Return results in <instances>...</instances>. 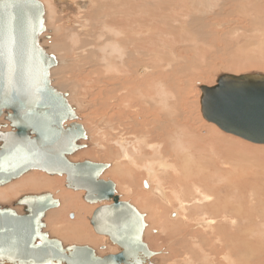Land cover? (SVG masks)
Masks as SVG:
<instances>
[{
  "label": "rangeland",
  "instance_id": "1",
  "mask_svg": "<svg viewBox=\"0 0 264 264\" xmlns=\"http://www.w3.org/2000/svg\"><path fill=\"white\" fill-rule=\"evenodd\" d=\"M40 1H42L46 9L45 25L47 32L42 34L45 39L43 46L47 48L49 54L54 55L57 61L61 62L51 70L52 85L61 93L67 94L70 105L76 109V114L79 118L78 122L84 126L90 136V142L88 140L81 142V144L89 143V145H87V147L84 149H81V151H78L69 160L77 163L89 160L91 162L106 163L111 165V167L105 171L104 175H102L101 179L112 180L117 186L116 189L120 194L119 196L121 200L130 202L140 211L141 214L145 216L146 224L150 225L147 226L145 230L144 241L148 244V246H150V250L157 253V256L154 258L156 264H171L170 261L167 260L168 257H166L168 256V253H171V244L165 243V234L161 232L159 226H156V215L151 217L153 220L152 222L150 220V209H145V207H143L140 203V198L143 196L140 192L141 190H144L142 183L146 178V174H144V171L141 168L133 167V165L129 163V167L123 166L120 168L122 172H118L123 178L122 181H119L117 176L112 175V170L116 166L118 167L119 165L124 164L123 160H120V158L117 157V154L120 155V149L117 147V142L124 139L125 143L128 142L127 145L130 146L132 144L131 146L134 147L130 149V156L137 160L139 166H144L141 164H145V161L147 164V162H149L147 160L153 159L155 162L158 161L157 158L159 159V157L156 151L157 148L155 147L153 149L147 147L152 143H157L156 140L158 138L156 137L162 135L165 137L167 143H169L168 145L171 144V148L173 143L179 141L178 147H186V149H188V153H209L210 155H213V153H210L212 151V147L210 146L211 144H203L201 138H205V140H207L208 138H206V136L208 135L209 129L215 128L220 137L224 136L233 142L232 145L235 146V151H241L245 155L251 156L252 159L253 157L262 159L264 157V153L259 151L264 150V145L253 144L234 135L226 133L224 134V132L216 125L211 124L204 119L201 113L202 91L200 86L216 85L217 78L221 74L242 75L244 73L247 74L262 72V74H264V0H232V2H229V0H81V3H83V8L81 9L82 11H80V14H75L73 10L77 4L76 0H65V3H63L61 6L63 9H66H64L61 14H57V11L60 10L58 7V1ZM100 1L103 2V4H101ZM103 5L108 6V12H112L113 7L116 8L117 18L119 21H138V25L142 22H144L143 24H147L149 21L154 22V42L157 43H154V47L157 48L155 49L153 47V49L154 53L158 52L157 58L154 55V58L152 57L150 59V63L146 64L145 61L142 59L140 60V58H138L137 54L135 53L137 49L139 50L140 43L143 42L144 36H147L148 34L143 35V38L139 40L137 44L128 45V50L132 54L126 55V66L120 69L122 70L121 72H124V75H121L122 73H120L119 76H124L127 81H131L132 79L135 81V78H138L139 80L142 78L141 80L144 79V81L142 83H136V88H134L132 82H129L132 83V85L129 84L124 87V90L127 89V91H124L123 93V97L126 98V100L120 93L122 89H106V76H109L110 73L111 75L118 76V72L116 69H111L109 73L105 67V62L100 50L102 45L105 43V40L99 36H92V34L87 35L88 32H94L97 34L98 27H100L102 33H106L102 30L103 21H105L102 18L103 11L101 12V15L99 14L101 11L100 6L102 8ZM158 5L159 8L157 7ZM218 7L220 8L218 9ZM157 10L159 13L156 12ZM125 12H127V14ZM216 15L217 17H215ZM180 22H182V24ZM84 28L86 31H89L86 32ZM143 31L146 32L149 31V29H143ZM156 31L158 33H156ZM143 53L144 52H142V54ZM93 58H95V60ZM114 64L119 65L120 63L117 61L114 62ZM155 68L164 71L167 76H165L164 73L160 71V73L156 74V79H154L153 82L148 81L149 78L145 80L147 75L151 73L153 69L155 70ZM145 69L150 70V72L146 71ZM102 84H104V87ZM100 90H106V93L99 95L101 92ZM149 90L152 91V93ZM97 97H99V99ZM114 98H119V103L114 102ZM131 102L135 103L137 108H135ZM128 103L131 105H128ZM149 105L153 108H156L154 110L152 109L155 111V113H160L161 115H170L175 113L173 116L167 118L169 120L168 124L171 128L168 131V134L176 131L175 135L167 136V134H165V132L159 128L152 129L151 131L144 129L142 130L140 128L142 131H139L140 129L132 127L135 120L140 122L137 119L142 118V116L140 117L138 115V108L141 110L142 106L149 107ZM152 110L150 111L152 112ZM116 111L119 113L117 114ZM139 113L143 115V118L146 117V115H144L142 112ZM148 113L149 111L147 112V115ZM5 114L6 113H4L3 116H5ZM128 116L129 118H127ZM132 117H134L135 120ZM166 117L167 116H165V118ZM187 122L189 125H191L189 128H187ZM70 123L71 122L69 121L66 124L70 125ZM0 124H5L8 126V128L3 127L1 129L2 132L11 130L9 122L5 120V117L0 118ZM169 126H167V128H169ZM188 137L192 138L191 144L183 142V140H186ZM194 138L198 139L194 140ZM181 139L183 140L181 141ZM143 140L144 142L141 143ZM196 140L200 142V144L202 142L203 145L201 144L200 146ZM191 145L193 147L196 146L194 148L196 150L192 149L193 147ZM136 146L138 147L136 148ZM202 146H204V148ZM205 148L207 150H205ZM132 149L134 152L136 151L137 154L136 152L134 153ZM215 158L216 157L213 156V159ZM223 162L227 161L222 160V163ZM235 163H237V166L238 164L241 165L240 160L235 159ZM125 173L128 175L126 176ZM159 173L165 174L163 171H159ZM31 174H37V176L43 174L45 175V178L54 180L52 182L54 188L35 190L39 189V183L42 181L41 178L36 176V178L31 181L32 185L28 188V190L34 191H25L20 194L16 193L17 195L14 194V196L17 197L10 202L18 200L23 194L26 193L38 194L42 191H49L53 193L57 199L61 200V206L51 210L49 212L50 214H47L45 219L47 231L52 233L63 243H68L67 245H90L97 249L100 255L119 253L118 247L113 246L110 243V245L105 244L102 239L103 236L96 234L92 225L89 223V219L93 215V212L97 206L90 205L84 201L85 193L83 191H74L72 189H68L66 187L65 176H50L45 172L41 171L40 173L38 170H33L20 179L0 187V189L6 188ZM124 176L130 180H133L131 183V189L136 191L135 194H127L126 184L124 185ZM165 180L166 183L169 184V186H166L167 184H165V187H170V183H172L173 180L170 177L166 178ZM126 181L129 182L128 180ZM255 181V189L258 190V197L260 199L253 201V206L252 204H249V206L246 205V209H249V212H240L244 214L243 216H247L244 222L241 221V219H238V223L235 224V230H233V232L229 231L228 233H220L217 231L219 234L216 235L215 232L207 231V234H209L216 243H212L213 246H210L211 243H207L208 245L206 244V246H209L208 252L210 251V255L206 253L208 255V257H206L207 259L205 256L200 257L201 260L199 259V264H264V218H262L264 217V179L258 178L255 179ZM33 184L35 186H33ZM18 189L21 190L22 187H19ZM169 189L170 188H168V190ZM172 189L176 188L172 187ZM1 194L3 193L0 191V195ZM9 194L10 196H13L11 192ZM247 194L248 193L246 192L242 193L241 196H235V204L240 201L250 202L249 198L251 197H248ZM154 196L160 200L159 196ZM152 197L153 196H151V198ZM66 200L68 202L75 201L76 206H74L71 210H64L65 212L63 216L65 217L61 216V222L58 221V226H60L59 229H63L64 227L66 232L71 233L68 235L69 237L64 239V237L55 231L57 224H55L56 222H52V214L54 211L62 209L67 202ZM8 203V201H5V205ZM150 204L151 206L155 207L153 213L158 214L160 210L162 211L165 220L163 223L166 226H169V222H173L172 220L175 219V217H172L171 214L173 209L170 207L168 208L167 205H164V201L151 199ZM80 207L84 208L82 209L83 212H81ZM156 208H158V212H156ZM170 214L171 216H169ZM79 220H81V222L76 223V227L73 225H68L72 222H79ZM194 222L196 223L195 220L193 221V224H195ZM220 234H223V236ZM159 236L164 239L156 246L154 242L155 239L153 238H159ZM217 236L221 237L217 238ZM82 237L88 238L90 241L78 242V240ZM216 239H220L221 243ZM230 239L233 241L231 242ZM222 242L226 248L220 247V245L223 244ZM159 244L162 246H159ZM103 247L106 248L103 249ZM213 249L214 251L212 252L211 250ZM221 249L223 250L221 251ZM178 256L180 257L182 255ZM226 256H228V258Z\"/></svg>",
  "mask_w": 264,
  "mask_h": 264
},
{
  "label": "water",
  "instance_id": "2",
  "mask_svg": "<svg viewBox=\"0 0 264 264\" xmlns=\"http://www.w3.org/2000/svg\"><path fill=\"white\" fill-rule=\"evenodd\" d=\"M45 14L40 0H0V116L7 112L12 127L0 132V186L33 170L67 176V188L85 191L88 203H103L91 223L119 253L100 255L90 245L65 246L51 237L45 219L61 200L50 192L29 193L13 207L0 205V264H152L157 253L144 242V215L120 200L112 180L101 179L111 165L69 160L87 133L72 123L78 117L67 95L52 86L57 59L41 45ZM202 90L207 121L264 144V74H223L215 86Z\"/></svg>",
  "mask_w": 264,
  "mask_h": 264
},
{
  "label": "bare ground",
  "instance_id": "3",
  "mask_svg": "<svg viewBox=\"0 0 264 264\" xmlns=\"http://www.w3.org/2000/svg\"><path fill=\"white\" fill-rule=\"evenodd\" d=\"M76 1H77L76 7H74L73 10H74L75 14L76 13L80 14L81 13L80 11H82L81 9L83 8V6H82L83 3H81V0H76ZM160 1H162V0H160ZM229 2H232V0H229ZM63 3H65V0H59L58 7H59L60 10L57 11V14H61L64 11V9H66V8L63 9V7L61 6ZM100 3L103 4V2H101V1H100ZM218 6H219V4H218ZM157 7L159 8V5ZM107 8H108V6H104L103 5L102 8L100 6L101 11L99 13L101 15V12L103 11L102 12L103 13L102 18L105 21H103V29L102 30L105 31L106 33H102V31L100 30V27L97 28V30H98L97 34H95L94 32L89 33L88 32L89 30L86 31L85 28H84V30L86 32H88L87 35L92 34V36L93 35L95 37L99 36L100 38H103L105 40V43L100 48V50L102 52L103 60L105 62V67H106V69L108 70L109 73H110L111 69H113V70L116 69V71L118 72V76L117 75H111V73H110L109 76H106V80H105V82L107 83L106 89L109 90V88H120V89H122L120 93H121V95L123 97L124 96L123 95L124 91L125 92L127 91V89L124 90V87L126 85H129V84L132 85V83H133L134 88H136L137 87L135 85L136 83H138V82L142 83L144 81V79L141 80L142 78L140 80L138 78H137L138 80L135 78V81L133 79L131 81H127L124 76H121V75H124V72H121L122 70H120V69L122 67L126 66V64H125L126 55H131L132 54L128 50V45L137 44L138 41L143 38V35L148 34L147 36H144L143 42L140 43L139 50L137 49L135 51V53L137 54L138 58H140V60L141 59L144 60L146 64L150 63V59L152 57L154 58V55H155L156 58L158 57V52L154 53V49H153V47L155 46L154 43H156V42H154V30H155L153 28L154 27V25H153L154 22L153 21H149V22H147V24H143L144 22H142V23H140L138 25V21H126V22L119 21L118 18H117V10H116V8L113 7L112 12H108ZM219 8L220 7H218V9ZM98 11H99V9H98ZM151 12H152V10H151ZM156 12H158V10ZM119 13H121V12H119ZM125 13L127 14V12H125ZM209 14H212V13H209ZM215 17H217V15ZM184 18H186V17H184ZM173 20H177V19H173ZM182 22H180V23L182 24ZM195 24H198V23H195ZM201 24H202V22H201ZM182 27H183V25H182ZM143 29H147V30L149 29V31L144 32ZM45 32H47V30ZM156 33H158V32L156 31ZM40 39H41V45L43 46V42L45 40L44 36L41 35ZM157 40H159V39H157ZM164 41H165V39H164ZM149 43H150V45H149ZM44 48L47 50L46 47H44ZM186 49H187V46H186ZM147 50L150 51V52H148ZM47 52H48V50H47ZM142 52H144V53L142 54ZM140 55H141V57H140ZM144 57H146V58H144ZM95 58H93V59L95 60ZM117 61L120 63L119 65H115L114 64V62H117ZM58 63H61V62L57 61V64ZM147 69H148V67H147ZM147 69H145V70L150 72V70H147ZM153 70H152L151 73H149L147 75V78L145 80H147L149 78L148 81L153 82V80L156 79V74H158V73H160V71H162V70H159L158 68H155L154 71ZM136 72H137V68H136ZM162 72L164 73L165 76H167V74H165L164 71H162ZM120 73H122V74L119 76ZM221 75H223V74H221ZM220 76H218V78ZM129 82H132V83H129ZM216 83H217V81H216ZM102 85L104 87V84H102ZM203 86H200V89L202 91V95H203V90H202ZM207 87H212V86H207ZM130 88H129V90H130ZM150 90H151V88H150ZM105 91L106 90H102L99 95H102L103 93H106ZM114 91H116V90H114ZM150 92L152 93V91H150ZM145 93H147V92H145ZM65 95H67V94H65ZM96 95H98V94H96ZM143 95H144V93H143ZM202 95H201V97H202ZM105 96H107V95H105ZM97 98L99 99V97H97ZM106 98H108V97H106ZM118 99L114 98L113 100H115L114 102H118L119 103ZM124 99L126 100V98H124ZM67 100H68V96H67ZM105 103H106V101H105ZM131 103L133 104V106L135 108H137L135 103H133V102H131ZM123 104H125V103H123ZM128 105H131V104L128 103ZM71 107H73V106H71ZM129 107H131V106H129ZM122 108H121V110H122ZM135 108H134V110H135ZM152 109L154 110L156 108H153L150 105H149V107L142 106L141 110L138 108V115L140 117L142 116V118L137 119L138 121H140V122H137L135 120V118L132 117L135 120V122L132 125V127H135V128H138V129L141 128L142 130L144 129V130H148V131H151L152 129H155V128H159L160 130H163L165 132V134H167V136L168 135H175L176 131H173L172 133L168 134V131L171 128H170V126L168 124L169 120L167 119L170 116H173L175 113H172L170 115L169 114L161 115L160 113H155V111H153ZM150 110H152V112H154V113H152ZM123 111H125V110H123ZM127 111H126V113H127ZM148 111H149V113L147 115ZM139 112H142L144 115H146V117L143 118V115L141 113H139ZM75 113H76V109H75ZM118 113L119 112H117V114ZM201 113H202V103H201ZM202 115H203V113H202ZM103 116H105V115H103ZM114 116H115V113H114ZM165 116H167V117L165 118ZM183 116H184V114H183ZM1 117L2 118L5 117V120H6V118L8 117V113L6 112L5 116L2 115V116H0V118ZM110 118H111V116H110ZM127 118H129V116ZM185 118H186V116H185ZM78 121H79V118L74 120L72 123H79ZM7 122H9V121H7ZM188 122H189V120H188ZM188 122L186 123V125H188L187 128H189L191 126V125L188 124ZM207 122H209V121H207ZM209 123L214 124L212 122H209ZM100 124H102V123H100ZM104 124H105V122H104ZM214 125H216V124H214ZM0 126H1V129L3 127L8 128V126L5 125V124L4 125L0 124ZM9 126L11 128L10 131H12V127H11V123L10 122H9ZM167 126H169V128H167ZM116 127H117V125H116ZM128 127H131V126H128ZM218 128L220 129V127H218ZM98 129H99V127H98ZM141 129L139 131H142ZM104 130H105V128H104ZM178 130H180V129H178ZM215 130H216L215 128L209 129L208 135L206 136V138H208L207 140H205V138H201V141H203V144H207V145L209 143L211 144L210 146L212 147V151L210 149V151H211L210 153H213V155H210L209 153L201 154V153H194V152H190V151H189L190 153H188V149H186V147L185 148H182V147L179 148L178 147L179 141L173 143L172 148H171V146H170L171 144L168 145L169 143H167L165 137L162 135L164 138L162 136H157L156 138H158V139L157 140L155 139L157 143H152V144L148 145V147H147V148L150 147V148H153V149L155 147L157 148L156 151H157V155L159 157V159L157 158L158 161L155 162V161H153V159L152 160H147L149 162H147V164H146V161H145L146 165L145 164H141V165H144V166H139L137 160L134 157L130 156L131 155L130 149L134 147V146L133 147L131 146L132 144L130 146L127 145L128 142L125 143L124 139H122L121 141L117 142V147L120 149V152L118 151L120 153V155L117 154V157H119L120 160H123L124 164L122 163L123 165H119L118 167L116 166L112 170V175L117 176L119 181H122L123 178L121 177V175L118 172H122L120 170V168L123 167V166L129 167V165H128L129 163L132 164L133 167L141 168L144 171V174H146V178H145L144 182L142 183V185H143V189L144 190L145 189H148V190H145V191L141 190L140 193L143 196L140 198V203H141V205L143 207H145V209L146 208L150 209V211H151L150 220L152 222H153V220H152L151 217L156 215V218H157V220L155 221L156 226H159L160 229H161V232H163L165 234V238H166V242L165 243L171 244V246H172L171 253L170 254L168 253V256H166V257H168L167 260L170 261L171 264H199L198 263L199 259L201 260L200 257L205 256V258H206V257H208V255H210V253H209L210 251L208 252L209 246H206V244L207 243H211V244L212 243H216V242L213 241L214 239H212L210 237V235L207 234V231L215 232L216 235L219 234V233H217V231H219L220 233H228L229 231L233 232V230H235V224L238 223V219H241V221L244 222L245 218L247 216V215L243 216L244 214H242L240 212H243V213L246 212V211L249 212V209H246V205L249 206V204H252V206H253V201H255L256 199H260L258 197V194H259L258 190L255 189L256 184H254V183H256L255 179H258V178L259 179H264V157L262 159L253 157V159H252L251 156L245 155L241 151H235V146L232 145L233 142H231V140H228L224 136L220 137L219 133L217 132V130L216 131ZM220 130H222V129H220ZM10 131H6V132H10ZM85 131H86V129H85ZM117 131H118V129H117ZM184 131H185V129H184ZM184 131H182V132H184ZM0 132H2V131L0 130ZM6 132H3V133H6ZM104 132H106V131H104ZM119 132H121V131H119ZM223 132H224V134L226 133L225 131H223ZM86 133H87V138L85 140H81V141L78 142L79 146H81V149H84L85 147H87V145H89V143H87V144H83L82 143L81 144V142H83V141L85 142L86 140H88L90 142L89 133L87 131H86ZM118 134H120V133H118ZM226 134H228V133H226ZM121 135H122V133H121ZM146 135H147V133H146ZM185 137H187V136H185ZM238 138H240V137H238ZM191 139H192L191 137H188L186 140L185 139L184 140L181 139V141L183 140V142L191 144ZM195 139H198V138H194V140ZM105 140H106V138H105ZM243 140H245V139H243ZM108 141H109V139H108ZM142 142H144V140L141 141V143ZM196 142H198V141L196 140ZM248 142H250V141H248ZM158 143H160V144H158ZM251 143H253V142H251ZM198 144L201 146L202 142H201V144H200V142H198ZM253 144H255V143H253ZM199 145H197V146H199ZM258 145H264V144H258ZM186 146H187V144H186ZM137 147L138 146H136V148ZM195 147H193L192 149H194ZM202 147L204 148V146H202ZM236 148H239V147H236ZM81 149L79 151H81ZM194 150H196V149H194ZM205 150H207V149L205 148ZM132 151H133V149H132ZM198 151H200V150H198ZM201 151H202V149H201ZM259 152L264 153V150L263 151H259ZM136 154H137V152H136ZM74 155H72V156H74ZM72 156H70V158H72ZM213 156L216 157V158L213 159ZM235 159L240 160L241 161V165L238 164V166H237V163H235ZM170 160H172V161H170ZM222 160H226L227 162H223L222 163ZM38 171H40V170H38ZM159 171H163L165 174H160ZM40 173H41V171H40ZM125 174H126V176L128 175L127 173H125ZM36 176H37V174H31V175L26 176L25 178L21 179L20 181L12 184V185H10V186H8L6 188L0 189V191L3 193V194L0 195V202H1L0 205L13 207V204L17 201L16 200L14 202H10L11 200H13V199H15L17 197V196H14V194H16V193L20 194V193L25 192V191H34V190H28V188L32 185L31 181H33L36 178ZM44 176L45 175H43V174L37 176V177L41 178L42 181L39 183V186H38L39 189H35V190L53 189L54 188V185L52 184V182L54 180H50L48 178H45ZM126 176H124V185L126 184L127 194L128 195H130V193L131 194H135L136 191L131 189L132 188L131 187V183L133 182V180L128 179ZM131 176H132V174H131ZM167 176L170 177L173 180V182L170 183L171 184L170 187H168V188L171 189V190L169 189L170 191L168 190L167 187H165V184H167L166 180H165L166 178H168ZM65 177H66V186H67V176H65ZM159 177L161 178V180H160ZM125 179L128 180L130 183L127 182ZM222 181H224V182H222ZM33 186H35V185L33 184ZM166 186H169V184H167ZM171 186L176 188V189H172ZM0 187H2V186H0ZM19 187H22V189L21 190L18 189ZM10 192H11V194H13V196H10V194H9ZM47 192H49V191H42V192H39L38 194L47 193ZM83 192L85 193V191H83ZM246 192L248 193L247 194L248 197H251V198H249L250 202H246V201L242 202V201H240L237 204H235V196H238V195L241 196L242 193H246ZM26 194H29V193H26ZM30 194H37V193H30ZM153 194L156 195V196H159L160 200L157 199V197H155ZM23 195H25V194H23ZM116 195L117 196L120 195L118 193L117 189H116ZM85 196H86V193L84 194V201L86 203H88L85 200ZM151 196H153L154 198L153 197L151 198ZM119 198H120V196H119ZM151 199H155V200H158V201L162 200V201H164V205H167L168 208L170 207L171 209H173L171 214H172V217H175V219L172 220L173 222H169L170 223L169 226H166L163 223V221H165V220H164V216H163L161 210L159 211L158 214L157 213H153L155 207L151 206V204H150ZM120 200H121V198H120ZM5 201H8L9 203L5 205ZM123 202H126V201H123ZM156 203H159V202H156ZM75 204H76L75 201H73V202H68L67 201L65 206L62 209H60L58 211H54L53 214H52L53 215L52 222L53 223L56 222L55 224H57V228H56L55 231L59 235L64 237V239L66 237H69L68 235L71 234V233L66 232L64 227H63V229L62 228L59 229L60 226H58V224H59L58 221L61 220V216L64 215V212L67 211V210L73 209V207L76 206ZM88 204L96 205L97 208H99V206H101L103 203H99V204L88 203ZM262 205H263V203H262ZM77 208H78V206H77ZM250 208H251V205H250ZM16 209L19 212L23 213L21 207H17ZM82 209H84V208L80 207L81 212H83ZM157 209L158 208H156V210ZM156 212H158V210ZM171 214L169 216H171ZM92 216L89 219V223L91 225H92V223H91ZM63 217H65V216H63ZM262 218H264V217H262ZM144 219H145V216H144ZM194 220L196 221V223L194 222L195 224H193ZM80 222H81V220H79V222L78 221L77 222H72V223H70L68 225H73L74 227H76L75 224L76 223H80ZM149 225L146 224L145 230H146L147 226H149ZM92 227H93V225H92ZM93 230H94V227H93ZM82 231H83V229H82ZM94 232H95V230H94ZM50 234H51V237L56 238L52 233H50ZM144 234H145V231H144ZM220 235L223 236V234H220ZM221 236H217V238H220ZM227 236H228V234H227ZM224 237H226V236H224ZM102 239H103V242L105 244L110 245L109 241L107 240V238L103 237ZM153 239H155L154 242H155V244L157 246L158 243L161 242L164 238H161L159 236V238L154 237ZM216 240H218V239H216ZM88 241H90V240L88 238H85V237H82V238H80L78 240V242H88ZM207 241H209V242H207ZM218 241L221 243L222 238H221V241H220V239ZM230 241H231V239H230ZM165 243H161V244H165ZM63 244L66 246L68 243L67 244L63 243ZM161 244H159V246ZM211 244H210V246H213V244L212 245ZM70 245H72V244H70ZM216 246H217V244H216ZM148 247L150 249V246H148ZM220 247L224 248L225 247L224 243L222 245H220ZM211 249H212V247H211ZM216 250H215V253H216ZM222 250L223 249H221V251ZM150 251H152V250H150ZM211 251L213 252L214 249L211 250ZM152 252H154V251H152ZM206 253H208V255ZM178 255H182V256L179 257ZM156 256H157V254H156ZM226 257L228 258V256H226ZM229 257H231V256H229ZM154 258L155 257H153L151 259L152 264H156V262L154 261ZM165 262H166V260H165Z\"/></svg>",
  "mask_w": 264,
  "mask_h": 264
}]
</instances>
